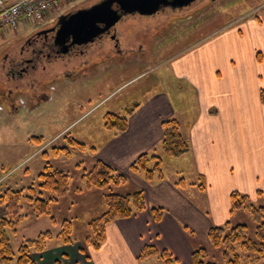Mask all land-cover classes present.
I'll return each instance as SVG.
<instances>
[{
  "label": "crops",
  "instance_id": "1",
  "mask_svg": "<svg viewBox=\"0 0 264 264\" xmlns=\"http://www.w3.org/2000/svg\"><path fill=\"white\" fill-rule=\"evenodd\" d=\"M219 30L148 68L156 76L154 83L163 86L145 92L144 101L134 93L125 113L110 110L128 116V128L115 133L103 128V122L100 135L90 141L96 150L81 154L90 164L101 159L124 173L128 186L122 192L144 190L148 206L165 208L162 219L155 222L147 208L110 223L103 245L87 249L89 258L78 243L33 253L35 264L163 262L159 256L140 259L148 245L168 251L182 264H194V249L211 247V227L228 220L248 222V214L231 212V193L248 194L255 203L264 200V19ZM150 71L142 69L138 79ZM166 71L176 78L169 87ZM118 90L113 89L110 97ZM170 118L179 120L191 144L187 153L174 158L166 157L161 148L163 122ZM147 152L162 156L163 180L149 182L132 170L136 159ZM181 177L183 187L176 184ZM202 182L204 188L198 186ZM88 190L97 194L105 209L103 190ZM81 197L74 200L84 198L85 203L86 196Z\"/></svg>",
  "mask_w": 264,
  "mask_h": 264
},
{
  "label": "rangeland",
  "instance_id": "2",
  "mask_svg": "<svg viewBox=\"0 0 264 264\" xmlns=\"http://www.w3.org/2000/svg\"><path fill=\"white\" fill-rule=\"evenodd\" d=\"M91 2L92 0H73L65 4L63 12L75 10ZM197 4L196 7L193 5L186 8L181 14L179 11L164 12L161 9V12L154 16L143 19L131 17V20H121L117 24L122 37H128L133 44L147 39L145 43L142 41L147 47L143 59L136 55L133 61L123 59L110 61V68H106L103 73L98 72L94 79L80 82L75 86H57L52 90V99L32 110L29 107V112L14 110L12 114L6 115L4 111H0V192L7 188L21 189L30 185L37 187L38 173L44 170L47 161L43 154L44 150L51 152L53 146H59L64 142V136L67 134L92 141L94 135L98 132L100 135L102 132L106 112L113 110L124 113L126 105L133 101L134 93L138 92L137 97L144 101L145 92L149 93L163 86V83H154L156 76L149 70L158 66L162 59L172 57L186 46L189 47L208 35L218 33L223 27L237 26L244 20L256 17L264 19V0H204V3L202 1ZM51 20L52 18L44 22L21 25L19 31L12 28L1 29L0 64L2 50L11 46L13 41L9 40L13 35L22 31L29 32ZM142 69L150 72L144 76L145 78L138 79ZM166 76L168 78L166 87L176 83L173 74L166 71ZM147 86L149 88L146 89ZM113 89H119L118 93L110 97ZM98 102L99 105L90 111L91 113H86ZM34 136L41 137L39 141L44 142L42 146ZM49 160L55 167L69 171L72 175V186L78 184L86 196L84 203V198L83 201L74 200L82 198L83 194L72 193L54 208V215L59 220L65 218L73 220L76 240L68 245L82 244L86 237L93 235L87 221L101 214L104 209L103 203L98 201L97 194L89 193L86 182L80 179L81 169L77 164L83 161L85 164L83 166L87 168L90 161L79 153L68 158L61 155L59 159L50 156ZM22 204L23 213L27 216L18 227V231L10 234L15 247L26 238H34L42 231L51 230L55 234L59 232L60 224H53L48 216H37L31 205L25 201ZM5 215L6 208L0 204V217ZM248 223L250 233L253 235L255 223L252 220ZM57 246L66 245L58 244L56 241L50 244V248ZM88 252L89 250L87 254ZM208 259L219 261L218 252L215 249L211 250Z\"/></svg>",
  "mask_w": 264,
  "mask_h": 264
},
{
  "label": "trees",
  "instance_id": "3",
  "mask_svg": "<svg viewBox=\"0 0 264 264\" xmlns=\"http://www.w3.org/2000/svg\"><path fill=\"white\" fill-rule=\"evenodd\" d=\"M261 99L264 102V88L261 90ZM128 125V116L125 114L108 111L104 115V127L115 133L124 132ZM163 130L161 148L166 157H179L190 150L191 144L184 135L178 119H166L163 122ZM34 139L38 140L40 146L43 145L44 142L39 141L41 137L34 136ZM95 150L93 143L67 134L61 145L53 146L51 152L43 151L47 161L44 170L38 173L37 187L30 185L21 189L7 188L0 192V204L6 208V215L0 217V264H35L33 253L45 252L50 248L51 242L68 245L76 240L73 220L68 218L59 220L54 215V208L72 193L77 194L83 190L78 184L72 186V175L69 171L55 167L49 159L50 156L57 158L63 155L68 158L75 153L82 154ZM82 162L77 164L81 169L80 179L86 182L88 189L103 190L105 201L102 213L87 221L93 235L84 239L81 251L88 258L90 257L87 254L88 246L99 249L106 241V229L113 221L132 217L147 208L150 209L155 222L162 219L165 208L148 206L144 190L122 192L128 186V178L124 173L101 159H95L87 168ZM132 170L142 174L149 182L165 178L163 158L155 153L141 154L133 163ZM176 184L183 187L186 184L185 178L181 177ZM198 186L204 188L205 183H199ZM23 201L31 205L37 216H48L52 223H59L61 227L59 232L55 234L51 230L42 231L34 238H26L15 247L10 234L18 231V227L27 216L23 213ZM239 210L248 214V222L254 221L253 235L250 233L248 222L236 223L228 220L222 225L213 226L208 233L211 249L205 245L195 248L192 254L194 264H264V200L255 203L248 194L234 190L231 193V212ZM213 249L218 252L219 261L208 259ZM152 256H159L158 259L166 264H182L168 251H159L150 245L143 248L140 259L146 260Z\"/></svg>",
  "mask_w": 264,
  "mask_h": 264
},
{
  "label": "flooded vegetation",
  "instance_id": "4",
  "mask_svg": "<svg viewBox=\"0 0 264 264\" xmlns=\"http://www.w3.org/2000/svg\"><path fill=\"white\" fill-rule=\"evenodd\" d=\"M101 1L92 0L89 4L60 15L73 13ZM202 1L204 3V0H196L193 4L180 9L166 7L163 10L179 11L181 14L186 8L193 5L196 7L197 3ZM117 7L118 5L114 4V8ZM60 15L29 32L22 31L13 35L9 40L13 41L11 46L2 50L0 111H4L6 115L12 114L14 110L29 112V107L30 110L37 108L53 98L52 90L57 86H75L80 82L94 79L98 72L103 73L106 68H110V61L116 59L133 61L136 55L143 59L147 53L144 44V41L147 42L146 38L142 40L144 43L139 40L133 44L128 37L127 39L122 37L117 26L121 20L128 21L131 17L143 19L148 17L147 15L125 14L116 25L87 43L75 42L72 36H58L61 27Z\"/></svg>",
  "mask_w": 264,
  "mask_h": 264
},
{
  "label": "water",
  "instance_id": "5",
  "mask_svg": "<svg viewBox=\"0 0 264 264\" xmlns=\"http://www.w3.org/2000/svg\"><path fill=\"white\" fill-rule=\"evenodd\" d=\"M196 0H102L90 7L60 15L58 36H72L75 42L94 41L116 25L125 14L153 15L161 9L182 8ZM114 4L118 7L114 8Z\"/></svg>",
  "mask_w": 264,
  "mask_h": 264
},
{
  "label": "built area",
  "instance_id": "6",
  "mask_svg": "<svg viewBox=\"0 0 264 264\" xmlns=\"http://www.w3.org/2000/svg\"><path fill=\"white\" fill-rule=\"evenodd\" d=\"M73 0H0V29L44 22L57 16Z\"/></svg>",
  "mask_w": 264,
  "mask_h": 264
}]
</instances>
